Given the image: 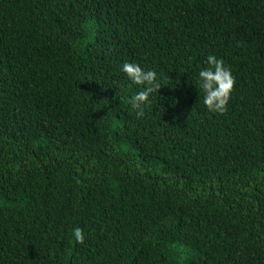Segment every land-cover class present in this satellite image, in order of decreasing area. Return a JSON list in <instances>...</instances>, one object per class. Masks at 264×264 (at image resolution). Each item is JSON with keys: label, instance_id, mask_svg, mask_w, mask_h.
Masks as SVG:
<instances>
[{"label": "trees", "instance_id": "obj_1", "mask_svg": "<svg viewBox=\"0 0 264 264\" xmlns=\"http://www.w3.org/2000/svg\"><path fill=\"white\" fill-rule=\"evenodd\" d=\"M0 264H264V0H0Z\"/></svg>", "mask_w": 264, "mask_h": 264}, {"label": "clouds", "instance_id": "obj_2", "mask_svg": "<svg viewBox=\"0 0 264 264\" xmlns=\"http://www.w3.org/2000/svg\"><path fill=\"white\" fill-rule=\"evenodd\" d=\"M208 63L214 66L215 71H201L199 76L204 79V88L210 89L213 82L218 84L219 87L215 91H208L205 97V103L211 105L213 101H219L223 103L228 91H230L232 78L230 73L222 67V62L216 60L214 57H208ZM121 70L128 74V76L134 82L148 81L151 82L155 78V73L148 71L143 73L141 69L134 64L124 63L121 65ZM148 91H151L149 89ZM147 95V92H139L133 97V106H135L136 101H143ZM77 238H79V233H76Z\"/></svg>", "mask_w": 264, "mask_h": 264}]
</instances>
